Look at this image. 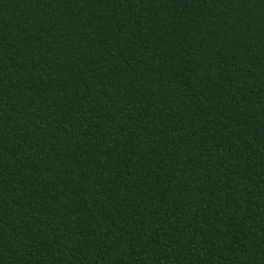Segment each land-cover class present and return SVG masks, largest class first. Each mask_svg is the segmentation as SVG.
<instances>
[{"label":"trees","instance_id":"1","mask_svg":"<svg viewBox=\"0 0 264 264\" xmlns=\"http://www.w3.org/2000/svg\"><path fill=\"white\" fill-rule=\"evenodd\" d=\"M0 264H264V0H0Z\"/></svg>","mask_w":264,"mask_h":264}]
</instances>
